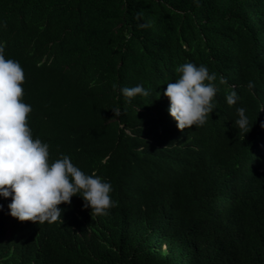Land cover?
Instances as JSON below:
<instances>
[{
	"label": "trees",
	"instance_id": "1",
	"mask_svg": "<svg viewBox=\"0 0 264 264\" xmlns=\"http://www.w3.org/2000/svg\"><path fill=\"white\" fill-rule=\"evenodd\" d=\"M0 43L50 162L69 156L117 202L97 216L75 195L37 224L0 196V264H264V0H0ZM189 62L218 91L179 130L163 93ZM138 84L148 96L121 94Z\"/></svg>",
	"mask_w": 264,
	"mask_h": 264
},
{
	"label": "clouds",
	"instance_id": "2",
	"mask_svg": "<svg viewBox=\"0 0 264 264\" xmlns=\"http://www.w3.org/2000/svg\"><path fill=\"white\" fill-rule=\"evenodd\" d=\"M4 52L5 45L0 43V196L11 197L9 214L20 222L62 223L59 205L70 204L71 198L79 195L92 215H107L117 206L110 196L111 184L95 173L86 175L67 155L50 162L49 145L33 138L28 126L32 109L23 101V68L17 61L6 59ZM176 72L179 78L168 83L163 93L169 100V115L179 130L204 125L215 107L216 74L190 62L180 65ZM248 87L254 88V84L249 82ZM120 92L129 99L149 95L139 84ZM238 99L235 90L226 97L228 105ZM245 111L237 108L239 119L235 122L243 133L250 130ZM112 112L118 116L120 110Z\"/></svg>",
	"mask_w": 264,
	"mask_h": 264
}]
</instances>
